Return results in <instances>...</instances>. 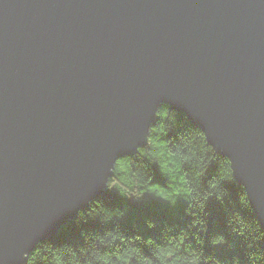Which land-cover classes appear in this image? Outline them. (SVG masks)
<instances>
[{
	"label": "water",
	"instance_id": "obj_1",
	"mask_svg": "<svg viewBox=\"0 0 264 264\" xmlns=\"http://www.w3.org/2000/svg\"><path fill=\"white\" fill-rule=\"evenodd\" d=\"M162 101L264 223V0H0V264L104 194Z\"/></svg>",
	"mask_w": 264,
	"mask_h": 264
},
{
	"label": "clouds",
	"instance_id": "obj_2",
	"mask_svg": "<svg viewBox=\"0 0 264 264\" xmlns=\"http://www.w3.org/2000/svg\"><path fill=\"white\" fill-rule=\"evenodd\" d=\"M228 183L239 185L238 199ZM104 188L119 201L88 199L54 235L23 252L25 264H264V223L247 186L236 179L233 160L167 101L155 108L143 142L109 159ZM147 197L167 205V211L134 212V205L150 206ZM212 200L223 209L224 228L212 226ZM90 224L98 226L86 227ZM75 229L78 237L69 238Z\"/></svg>",
	"mask_w": 264,
	"mask_h": 264
},
{
	"label": "trees",
	"instance_id": "obj_3",
	"mask_svg": "<svg viewBox=\"0 0 264 264\" xmlns=\"http://www.w3.org/2000/svg\"><path fill=\"white\" fill-rule=\"evenodd\" d=\"M215 171V165H213L212 169L210 170V175ZM157 180L161 183L164 182V178L159 174V172L157 171ZM231 192L233 199H238L237 193L240 191L239 185H235V184H231L228 183L225 185ZM155 187H159V185H156ZM102 196H106L107 198H110L113 202H118L120 197L117 193H106V191H104V194ZM147 201L150 202V206L149 207H143V206H133V211H137V208H140L143 211H146L150 214H155L157 212L164 214L167 211L168 206L161 204L159 201L154 200L152 197H147L146 198ZM209 211L212 212L213 214V220L215 221V223L212 225L213 228H224L225 227V223H224V214H223V209L222 207L219 205L218 202H216L215 200H212L209 202ZM178 209L180 212L183 211V205H179ZM97 224H90L86 227H97ZM129 227L131 226L130 224L128 225ZM69 236V238L71 239H75L76 237H78L79 235V230L75 229L72 233H68L66 234ZM147 251V250H145ZM220 253L222 255H231L230 252H228L226 249H221Z\"/></svg>",
	"mask_w": 264,
	"mask_h": 264
}]
</instances>
